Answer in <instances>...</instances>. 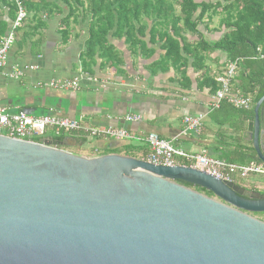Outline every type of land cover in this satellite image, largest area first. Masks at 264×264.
I'll use <instances>...</instances> for the list:
<instances>
[{
  "label": "water",
  "instance_id": "95a60500",
  "mask_svg": "<svg viewBox=\"0 0 264 264\" xmlns=\"http://www.w3.org/2000/svg\"><path fill=\"white\" fill-rule=\"evenodd\" d=\"M263 101L244 120L264 166ZM56 144L0 135V264H264V193Z\"/></svg>",
  "mask_w": 264,
  "mask_h": 264
},
{
  "label": "crops",
  "instance_id": "0c3cea01",
  "mask_svg": "<svg viewBox=\"0 0 264 264\" xmlns=\"http://www.w3.org/2000/svg\"><path fill=\"white\" fill-rule=\"evenodd\" d=\"M9 12L7 6L0 8V22L5 25L0 37L6 34L11 25L13 15ZM211 23L206 29L199 28L204 39L188 40L193 45L198 40L207 43L219 40L222 30L214 31L213 28L217 25ZM25 27L24 24L23 28L16 32L17 36L9 49L7 61L0 69V81L9 79L6 73L10 72L15 64H36L38 70L26 72L20 80H16L25 90L15 97L0 86V105L10 110L25 109L36 116L51 113L82 120L92 126L123 127L134 134L154 132L187 153L205 149L211 156L232 163H246L245 160L252 156L248 148L251 144L246 132L247 122L244 120L249 114L240 117L236 112H230L227 105L212 109L210 103L213 93L208 86L202 84L201 70L193 69L190 58L184 69L186 78H180L172 68L151 75L148 66L163 53L159 42L149 43L148 39H142L146 46H139L137 51L131 54L123 39H109L121 52V67L114 71L109 66L100 68V59L95 57L96 62L91 68V74L108 80L106 88L94 89L91 85H83L77 91L34 88L33 85L37 81L67 78L82 70L80 53L84 39H68L65 43H61L60 39H28L29 33L27 37H23L21 32ZM203 56L205 67L211 76L224 70L227 60L222 51L213 50ZM238 76L239 71L235 74L234 84ZM128 114H140L142 118L137 122H127L123 117ZM183 116H202L203 130L200 135L183 132ZM236 127L240 130L236 131ZM67 137L57 141L54 135L46 133L41 142L57 143L58 148L83 156L117 153L143 159L148 153L144 140L116 141L83 137L85 139L81 144L76 142V145L68 146ZM69 148L77 150L71 151ZM81 149L86 150L88 154L80 152ZM213 151L222 152V156L214 155ZM241 157L244 161L238 162ZM237 184L258 191L255 184L245 180ZM255 217L264 221L261 216Z\"/></svg>",
  "mask_w": 264,
  "mask_h": 264
},
{
  "label": "trees",
  "instance_id": "16d2710c",
  "mask_svg": "<svg viewBox=\"0 0 264 264\" xmlns=\"http://www.w3.org/2000/svg\"><path fill=\"white\" fill-rule=\"evenodd\" d=\"M22 2L27 17L31 15L39 26H45V23H42L44 16L53 18L61 14L57 28L61 43L79 37L80 33L85 34L83 50L80 53L81 67L85 72L91 73V68L96 62L95 57L100 59V68L109 66L114 71L121 67L123 63L121 52L109 42V39H123L131 54H134L139 46L145 47L142 39H148L149 43L159 42V47L163 50V53L148 66L151 75L172 68L180 78H186L184 69L190 58L193 69L201 70L202 84L208 86L212 93L218 85L215 76H211L206 69L203 55L220 50L225 53L227 62L235 61L239 76L237 81L235 79L236 84L233 83L235 76L233 77L231 88L242 96H249L251 108L236 109L226 102H222L218 108L227 105L230 112H236L240 117L252 115L256 101L264 94V0H22ZM60 4L65 7L66 12ZM2 6H7L14 18L15 6L12 0H0V8ZM214 17L218 18V23L213 30H222L219 40L213 43L198 40L193 45L188 39H204L198 27L203 25L205 29L208 28ZM23 26L24 23L16 29L14 39L17 36L16 32ZM75 27H79L80 33L75 31ZM4 28L5 25L0 22V35ZM22 33L23 37H27L29 32L23 29ZM261 107L264 108V101ZM262 126L264 127V112ZM235 130L240 129L236 127ZM56 139L64 140V136H58ZM84 139L75 137L77 144L84 142ZM248 148L252 156L245 162L257 161L252 145ZM212 153L222 156V152L219 151ZM182 184L207 196H213L201 187Z\"/></svg>",
  "mask_w": 264,
  "mask_h": 264
},
{
  "label": "built area",
  "instance_id": "2783aa9c",
  "mask_svg": "<svg viewBox=\"0 0 264 264\" xmlns=\"http://www.w3.org/2000/svg\"><path fill=\"white\" fill-rule=\"evenodd\" d=\"M12 2L15 6L14 18L6 34L0 37V69L4 67L7 61L16 29L22 26L27 17L22 0H12ZM257 52H259V48H257ZM260 57H262L261 54ZM236 66L235 61H228L225 63L224 70L215 75L214 79L218 87L212 95L210 103L212 109L218 108L222 102H226L236 109L248 110L251 108V98L242 96L237 90L231 88V80L235 76ZM36 70H38L36 64H15L12 70L6 73V76L12 80H20L26 72ZM107 84V79L80 70L67 78H49L37 81L33 86L34 88L77 91L83 85H91L94 89H100L106 88ZM123 118L127 122H137L142 117L140 114H128ZM182 123L184 133L198 136L203 130L202 116H183ZM46 133H51L55 137L79 136L116 141L144 140L148 146V153L143 159L149 163L162 166H188L227 183L235 184L236 181L242 180L250 174L264 175V166L258 161L243 164L232 163L211 156L205 149H201L196 153H187L154 132L144 135L134 134L123 127L112 125L92 126L82 120L51 113L36 116L25 113L23 110H10L0 105V135L17 140L43 143L41 138Z\"/></svg>",
  "mask_w": 264,
  "mask_h": 264
},
{
  "label": "rangeland",
  "instance_id": "374dc122",
  "mask_svg": "<svg viewBox=\"0 0 264 264\" xmlns=\"http://www.w3.org/2000/svg\"><path fill=\"white\" fill-rule=\"evenodd\" d=\"M63 11L66 12L65 7L60 4ZM61 16V14H57L55 15L53 18H48V17H43L42 18V23H45L46 26H39L38 24H36L35 20L32 19L31 15H28L26 22L24 23L26 25V28L24 29V31L29 32V38L28 39H58V33H57V28L59 27V17ZM215 24V26L218 23V18L214 17L212 20L211 24ZM33 27V28H32ZM200 29H204L203 25H199ZM199 29V30H200ZM23 31V30H22ZM21 31V32H22ZM75 31L77 33H80L79 31V27H75ZM31 35V37H30ZM85 36L84 33H80L79 37L77 38H73L76 39V41H78L77 39H83V37ZM0 86L2 88H5V91L7 93H9L10 95H12V97L18 95L19 93H22V91H24L25 89H23L20 85H18V82L16 80H2L0 81ZM11 97V98H12ZM71 151H76L77 148H69ZM80 152L82 153H86V150L81 149ZM238 162H243L244 159L243 157L239 158L237 160ZM245 180V182H249L252 184H255L257 186V190L259 192H263L264 193V175L261 174H250L248 175V177L242 179L241 181ZM240 181V182H241ZM238 181H236L235 184L240 183ZM261 216L262 218H264V213H258L255 214L254 216Z\"/></svg>",
  "mask_w": 264,
  "mask_h": 264
},
{
  "label": "flooded vegetation",
  "instance_id": "af4514ba",
  "mask_svg": "<svg viewBox=\"0 0 264 264\" xmlns=\"http://www.w3.org/2000/svg\"><path fill=\"white\" fill-rule=\"evenodd\" d=\"M251 141V140H250ZM236 185H238V184H236Z\"/></svg>",
  "mask_w": 264,
  "mask_h": 264
}]
</instances>
